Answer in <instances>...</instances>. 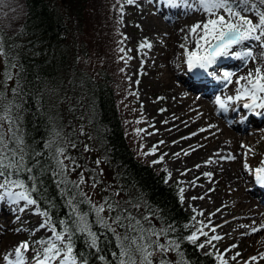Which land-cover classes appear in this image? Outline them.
Segmentation results:
<instances>
[{"label": "trees", "instance_id": "16d2710c", "mask_svg": "<svg viewBox=\"0 0 264 264\" xmlns=\"http://www.w3.org/2000/svg\"><path fill=\"white\" fill-rule=\"evenodd\" d=\"M90 3L91 0H25L26 17L17 30L10 34L0 29L7 61L5 75L8 72L2 89L7 100L18 106L20 134L30 150L46 152L52 127L62 126L66 138L76 144L74 149H67L68 153L92 170L85 173V179L91 175L101 181L94 191L87 184L82 186L94 201L120 191L117 199L141 204L140 208L127 207L146 227L145 215L152 216L151 225L157 230L173 226L175 231L169 236L179 241V252L160 253L154 257L156 261L217 264L213 255L202 254L196 247L200 241L182 239L192 231L195 221L183 207L179 185L169 186L166 173L156 172L138 160L128 143L117 103L114 71L108 61L101 60L99 65L90 61L91 31L103 30L99 16L95 22L94 17L90 18ZM10 62L17 63L14 70H9ZM7 128L5 121L4 130ZM86 144L90 151L83 150ZM48 159V155L40 157L42 167L37 178L41 187L33 195L54 220H67L72 209L57 187ZM96 160L101 163L96 165ZM82 170L72 172L69 178L77 179ZM21 178L30 183L26 175ZM106 188L108 191H104ZM93 230L101 234L100 252L90 249L88 239L80 234L72 237L74 251L88 264H101L98 255L111 261L112 254L118 251V241L94 224Z\"/></svg>", "mask_w": 264, "mask_h": 264}, {"label": "snow or ice", "instance_id": "6c2138e0", "mask_svg": "<svg viewBox=\"0 0 264 264\" xmlns=\"http://www.w3.org/2000/svg\"><path fill=\"white\" fill-rule=\"evenodd\" d=\"M123 2L129 6H137L138 0H123ZM149 2L169 8L187 6L188 11H199L204 19L179 30L182 33V42L178 46L183 50V63L187 71L216 77L225 89L234 86V94L214 97L213 103L221 111L227 112L231 105L240 104L246 112L255 116H264V0H149ZM241 4L244 5L243 9L240 8ZM152 47L153 43L147 37L137 45L138 50L145 48L151 50ZM119 51L124 53L125 49L120 48ZM0 53H3L2 42H0ZM222 59L238 60L241 64V72L224 71L222 75H218V65ZM10 67L15 68L16 65L11 63ZM12 91L19 95L17 89ZM17 108V105L7 100L5 90L0 88V202L7 201L16 205L17 213L31 207L34 215L42 217L40 224L32 231L43 229L51 232V236L35 242L20 241L3 255L4 264H57V262L58 264H88L86 259L74 251L72 237L77 234L85 236L88 239V247L99 253L98 241L101 234L93 230V224L111 233L118 241L116 245L118 251L112 254L111 261L103 255H98L97 258L101 264H165L162 260L156 261L154 257L172 250L179 252V241L169 236V233L175 231L174 227L167 225L157 230L151 225L152 216L145 215L143 221L148 222L146 227L141 219L129 212L127 207L131 205L134 208H140L141 204L117 199L121 195L120 191H113L110 196L102 197L100 201L92 199V195L82 186L87 184L94 191L101 181L91 175L85 179V173L92 170L79 164L68 153L67 149L69 147L74 149L76 144L66 138L62 126L52 127L51 137L45 145L46 152L30 150L20 134ZM5 121L8 123L6 131L4 130ZM140 122L137 121V123ZM214 127L216 126H209V128ZM207 130L201 128L199 132ZM241 147L246 146L241 145ZM157 148L156 145L152 146L147 155L156 156ZM83 150L87 152L91 149L86 144ZM251 151L252 149L249 148L248 152ZM44 155H48V168L58 189L66 198L67 205L72 209L67 220H54L47 208L39 207V200L33 195L38 193L41 187L37 172L42 167L40 157ZM173 155H179V153ZM214 155L225 160L236 159L232 153L224 156L217 152ZM162 162L163 156L153 161V163ZM209 162L211 161H206V163ZM94 163L99 165L101 161L96 160ZM77 169L83 170L79 172L77 179H70V174ZM243 169L253 174L255 183L264 188V160L261 161V166L255 169L245 162ZM22 175H26L30 183H26L21 178ZM203 175L211 177L212 173L205 172ZM180 192V199L183 201V189H180ZM203 198V196L192 197L194 200ZM81 205H85L86 209L81 208ZM193 212H196L195 208ZM199 215L202 217L204 213L200 212ZM212 215L214 213L209 214L207 223L203 219L196 220L195 215L191 217L195 224L192 225V231L187 237L182 239L196 243L203 237L200 243H196V247L215 249L214 242L220 241L223 237L215 234L217 226L211 222ZM254 225L253 219V225L242 224L240 227H250L252 233L264 229V224ZM235 247L237 246L231 245L224 251L216 250L209 255L215 257L217 264H229L226 253ZM29 251L34 253L31 260L26 255ZM239 255L240 253H236L231 260H236ZM261 257H264V253ZM257 259L256 256L250 257L246 264H251ZM173 264H185V262L181 260Z\"/></svg>", "mask_w": 264, "mask_h": 264}, {"label": "rangeland", "instance_id": "374dc122", "mask_svg": "<svg viewBox=\"0 0 264 264\" xmlns=\"http://www.w3.org/2000/svg\"><path fill=\"white\" fill-rule=\"evenodd\" d=\"M242 5L243 4H241L240 7ZM122 7L123 14L121 15ZM182 8H187V6ZM171 11L172 8L162 6V4L150 3L149 0H138L137 6H129L124 3L123 0H91L89 7L90 18L94 17L95 22V19L99 16L103 30L97 29V32H95L96 29H94L91 31L90 61L95 65L102 64L101 60L108 61L109 66H111L114 71L113 74L117 79L115 89L118 108L126 130L128 143L136 154L137 159L151 165L156 172H165L166 177H168L166 183L169 186L179 185V187L183 189L182 195L184 199L181 202L187 213L195 215L196 220L203 219L207 223L209 214L216 213L219 209L220 212L224 213L223 218L228 215V212H226L224 208L219 207L221 205V199H224L229 192H233L230 198L226 200L227 204L233 206L243 199L242 192H236V187L227 185L225 183L226 178L221 173V170L215 167L210 169L205 167L202 171H198L196 168H180V171L173 175L171 171H169L174 157L173 154H168L172 145L169 139L175 137V135L177 137L180 135L186 137L191 136L188 142L184 144L188 143L187 149H189L195 146V144L200 143V145L193 150L206 144L210 148L213 145L212 139L214 138H217L219 141L224 140V143H226L225 145H227V153L234 154L236 148L232 147V142H230V137L227 132L229 129H227L225 123L219 119L222 117L218 114L220 111L219 109H214L215 106L213 104H204L201 107L200 105L192 103L191 100H184L178 92L177 94L179 97L175 95L176 89L174 88L180 85V80L185 75L186 65L183 63V51L178 46L180 44V36L178 37L177 33L171 35L169 30H166L169 24L167 17L172 14ZM26 13L25 0H2V2H0V29L5 33H14L26 17ZM196 14L198 16H195ZM179 16H173V18ZM183 16L196 19L202 17L199 11H186ZM105 20L106 22L104 23ZM163 34H167L168 37H170V45L163 42ZM145 37L152 41V49L148 50L145 48L143 50H138V43ZM120 48L125 49L124 53L119 51ZM11 63L13 62L9 63V70H14V68L10 67ZM237 63H239V61ZM14 64L17 63L14 62ZM174 66L177 68L175 71L173 70ZM5 68H7V61L3 52L0 53V88H3L5 85L4 82L7 81L6 75L8 72L5 75ZM240 69L241 67L236 71ZM224 71L219 68L218 75H222ZM195 75L197 74L192 73V77H194V79L191 77L192 80H195ZM183 80L185 81L184 78ZM8 86L7 84L4 88L7 89ZM221 87L224 88L222 84ZM233 87L234 86H232V88ZM230 90L229 93L233 94V89ZM215 94H217L216 91L213 92V95ZM210 102L212 103V101ZM233 109L229 108V111L226 113L230 116L232 124L236 126L237 124L244 123L247 119V115L245 112L241 111L242 107L240 104L233 106ZM197 111H199V113ZM212 117H214L215 120H213ZM138 120L141 122L137 123ZM184 121L187 123L181 126ZM256 123L258 122H254V124L250 126L255 127ZM210 125H215L216 127L211 129L209 128ZM201 128L208 130L205 133L200 132L197 136L192 135L193 133H199V129ZM136 129H141L143 131L136 132ZM184 144H179L178 146L181 147ZM154 145L158 146L156 156L147 155ZM241 145H245L246 147L242 148L239 146L238 158L236 157V160H230L227 163H230L233 170H235L234 173L243 176L246 182H249V180L255 182L252 178L254 175L243 169V163L246 162L252 169L261 166V161L264 160V134H251L250 140L242 141ZM249 148L252 149L251 152H248ZM160 156H163V162L153 163V161L157 160ZM179 156L182 157L183 154ZM205 172L212 173V176H204L203 173ZM188 178L191 179V182L186 181ZM191 183L203 188V199L209 201L207 210H202L200 207L191 206L189 204L186 194L188 192V186L191 185ZM252 186L253 184H250L243 192L246 193V191L251 190ZM13 190L16 191L18 189ZM252 196L255 197V195ZM257 202L259 203L260 200L258 199ZM215 205H218L219 208L216 209ZM261 205L264 209L263 203ZM4 208L5 206H0V209ZM193 208L196 209L195 213L193 212ZM4 210L9 214L15 213L16 218L14 217L13 221H9L13 230H7V233H5L4 231L6 230L5 228L8 227V223L5 222V218L1 216L2 211L0 210V264H4L3 255L9 250L11 236H14L16 238L15 241L19 242H35L51 236V232L43 229L41 230L43 232L45 231L44 234H40L39 230H37V232L32 231L31 224H34V222L40 223L42 217L34 215L31 207L23 212L17 213V208H14V206L8 202ZM200 212L204 213L202 217L199 215ZM24 228L29 230L28 232L30 233L28 235L22 234L21 229ZM18 229L20 230L17 231ZM205 231H208V229H205ZM3 232L6 235L5 237H2ZM203 239L204 238L201 237V241ZM250 244L249 242L237 244V249L232 252V255H227L229 264H246L249 258L254 256L251 255L252 252L250 251L252 245ZM34 246L39 247V245ZM223 247V244L215 245V249L205 247L201 249V253L207 254L216 250L224 251ZM236 253H240V255L246 253V258H241L239 255L236 260H231V257L236 255ZM26 255L27 258L31 260L34 253L29 251ZM251 264L255 263L251 262Z\"/></svg>", "mask_w": 264, "mask_h": 264}, {"label": "bare ground", "instance_id": "6f19581e", "mask_svg": "<svg viewBox=\"0 0 264 264\" xmlns=\"http://www.w3.org/2000/svg\"><path fill=\"white\" fill-rule=\"evenodd\" d=\"M240 8L243 9L244 5H242ZM186 11H188L187 8H180V7L172 8V11H171L172 14L167 17L169 24H168L166 30H169L171 35H173V33H175V34L177 33L178 37L180 36L179 43L182 42V33L179 31L181 28H184L185 26L191 25L198 20L204 19L203 15H202V17H200L198 19L190 18L188 16H183V14ZM179 15H182V16H179ZM173 16L174 17L179 16V17L173 18ZM195 16H198V15L196 14ZM162 39L164 40L163 41L164 43H166V44L168 43L170 45L171 41H169L170 37H168V35L163 34ZM171 50H173V49H171ZM257 50H259V49H257ZM172 53H173V51H172ZM170 60H172V59H170ZM237 62H235V59H222L219 62V68H221L222 71H224V70L225 71H235V72L239 73V72H241V69L239 71H236V70L239 67H241V64H240V62L239 63H237ZM250 67H251V65H250ZM173 70L175 71V70H177V68L174 66ZM196 74L197 75H195L196 76L195 80H192L191 79L192 73H189L187 71V68H186L185 75L183 76L185 81L183 80V78H181V80H180L181 83L178 82V83H180V85L178 86L176 84L177 86L174 88V89H176L175 95L177 97H179L177 94V92H178L179 94H181L182 99L191 100L192 103L200 105L202 107V105H204V104L205 105H208V104L214 105L213 100H214V97L216 95H221L223 97V95H225V94H230L229 93V91H231L230 89H233L232 87H230V88L227 87L226 89L222 88L221 84L217 81L216 77H209V76H207L203 73H199V72H197ZM192 78L194 79V77H192ZM234 79H235V77H234ZM214 91H216L217 94L213 95ZM210 101H212V103ZM241 103H243V102H241ZM236 105H231L230 107H233ZM214 106H215L214 109H216L218 107L216 105H214ZM197 112L199 113V111H197ZM221 116H222L221 118H223L224 120L219 118V117L218 118L220 120H222L225 123L227 129H229V130H227V132H228L229 137H230V142H232V145H233L232 147L236 148L234 154H235V157H237V158L239 155L238 148H239V146H241L242 141L250 140L251 134L252 135L264 134V116H255L251 113H248L246 121L244 123L237 124L236 126L233 125L232 122L230 121L229 115H226L223 112V114H221ZM216 118H217V116H216ZM212 119L215 120L214 117H212ZM207 121H210V120H207ZM254 122H258V123H256L255 127H253V126L251 127L250 125L254 124ZM186 123L187 122L184 121L181 124V126H184ZM248 126H249V128H248ZM213 130H212V132H213ZM205 132L206 131H204V133ZM153 133H154V131H153ZM199 134H200V132L196 133V135H194V136H197ZM190 137L191 136L186 137L184 135H182V136L180 135L177 137L175 135V137H171L169 139V141L172 142L171 143L172 145L168 151V154H174V153H178V152H179V155L183 154L182 157H180L179 155H174L171 167L169 168V171H171V173L174 175V174H176V172L180 171L179 170L180 168H184V169L196 168V170L202 171L203 169H205V167H208L209 169L212 167H215V168L221 170V173L226 178L225 183L231 187L232 186L236 187L237 188L236 192H242V198L243 199H241L240 201L235 203L233 206H230L231 204L230 205L227 204L226 200L230 198V195L233 194V192H229L227 194V196H225L224 199L220 200L221 205L219 207L224 208L225 211L228 212V215L225 218H223L224 213L220 212V209H219L218 212L214 213V215L211 216L212 224L217 226V232L215 234L223 237V239H221L220 241H216L214 244L215 245L223 244L224 245L223 250H225V249H228L231 245H237V244H241L243 242H249V243H251L250 245H252V249L250 251V252H252L251 255L258 257V259L256 261H252V263L254 262L255 264H262V263L264 264V257H261V254L264 253V229H262L261 231H258L256 233H252L250 227L249 228H241L240 227V225H242V224L243 225H253V219L255 220L254 226H259L260 224H264V209L261 205L262 203L264 205V189H262L261 187H259L258 185L255 184L251 190L247 189L248 191L245 190L246 193L243 192V190L247 186H249L250 184H253L254 182H252L250 180H249V182H246L245 179L243 178V176H240L239 174H235L234 173L235 170H233L230 163H227L230 160L221 159L220 156L214 155V153H217V152H219L221 155H224V156H226L228 154L226 152V148H227L226 146L227 145H225L226 143H224V140L219 141L217 138H214V139H212L213 145L210 148L206 144L204 146L199 147L196 150H193L197 146H199L200 143H197V144H195V146L187 149L188 143H186V144H184V143L188 142ZM208 142H210V141H208ZM179 144H184V145L179 147L178 146ZM206 161H211V162L206 163ZM197 165H199V167H196ZM186 181L191 182V179L188 178ZM203 195H204V190L202 187H199L198 185H195L193 183H191V185L188 186V192L186 194V198L189 200V204L191 206H197V207H200L202 210H207L209 201H205L204 199H195V200L192 199V197H199V196H203ZM252 195H255V197ZM256 198H257V200L258 199L260 200L259 203L257 202ZM7 204H8L7 201L0 202V206H6ZM12 205L14 206V208H17L16 205H14V204H12ZM219 207H218V205H215L216 209H218ZM4 209H0V210L2 211L1 216L3 218H5V222L8 223V227L5 228L6 230L4 231L5 233H7V230L10 231V229H12V225L10 226L9 221H13L16 214H14V213L9 214ZM38 224H40V223H38V222H34V224L32 223L31 224L32 230L36 229ZM21 230H22V234L28 235L30 233V232H28L29 230L27 228H24ZM4 232H3L2 237L6 236L4 234ZM35 232H37V231H35ZM44 232L42 230H39L40 234H44ZM242 233H243V235H242ZM15 239L16 238L14 236L10 237V243L11 244L9 245V250L7 251V253L10 250H12L14 248V246H16L19 243V241H15ZM236 249H237V247L232 248L231 251L226 253V255L231 256L232 252H234ZM245 256H246V253H243L240 255L241 258H244Z\"/></svg>", "mask_w": 264, "mask_h": 264}]
</instances>
